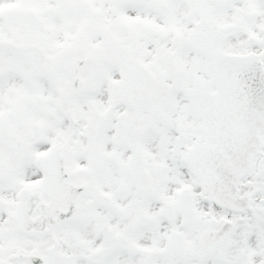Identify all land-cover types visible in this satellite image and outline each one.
<instances>
[{
    "label": "snow or ice",
    "instance_id": "1",
    "mask_svg": "<svg viewBox=\"0 0 264 264\" xmlns=\"http://www.w3.org/2000/svg\"><path fill=\"white\" fill-rule=\"evenodd\" d=\"M0 264H264V0H0Z\"/></svg>",
    "mask_w": 264,
    "mask_h": 264
}]
</instances>
